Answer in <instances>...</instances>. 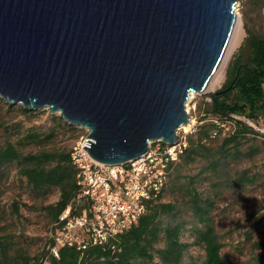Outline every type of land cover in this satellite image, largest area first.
<instances>
[{"label":"water","instance_id":"obj_1","mask_svg":"<svg viewBox=\"0 0 264 264\" xmlns=\"http://www.w3.org/2000/svg\"><path fill=\"white\" fill-rule=\"evenodd\" d=\"M237 0H0V97L87 130L103 164L169 145L232 35Z\"/></svg>","mask_w":264,"mask_h":264},{"label":"rangeland","instance_id":"obj_2","mask_svg":"<svg viewBox=\"0 0 264 264\" xmlns=\"http://www.w3.org/2000/svg\"><path fill=\"white\" fill-rule=\"evenodd\" d=\"M234 6L242 21L243 37L228 56L213 91L227 87L226 69L237 54L243 60L249 58L247 34L264 36V0H237ZM191 93L185 102L190 121L178 128V134L192 131L203 116L207 117L204 121H220L208 112V97ZM22 108L21 104L0 97V142L16 141L30 132L45 139L24 144L19 148L22 154L71 150L87 133L47 108L27 112ZM236 118L245 120L257 131L240 138V152L228 158L223 156L221 140L233 129L231 121L223 120L218 135L210 140L205 151L173 169L162 194V201H170L175 207L174 213L162 216V224L183 223L180 239L192 243L184 252L182 264H200L203 260L202 247L194 243L195 225L200 229L212 225L216 239L223 243L221 253L226 261L252 262L264 249V119L255 123ZM24 166L26 163L21 160L0 169V264H21L23 256L45 250L53 234L49 206L58 199L59 190L54 186L32 187L22 174ZM240 181L242 184L238 185ZM191 186L197 188L200 203L209 209L207 215L194 211ZM1 248L5 249L4 254ZM154 261L159 264L157 257Z\"/></svg>","mask_w":264,"mask_h":264},{"label":"trees","instance_id":"obj_3","mask_svg":"<svg viewBox=\"0 0 264 264\" xmlns=\"http://www.w3.org/2000/svg\"><path fill=\"white\" fill-rule=\"evenodd\" d=\"M246 40L250 46L249 58L243 60L241 54L234 57L226 69L225 86L231 87L217 95L215 103H210L208 112L220 121H204L207 117H200L194 129L186 133L187 146L172 165L169 176L181 162L193 160L194 155L208 148L210 140L218 135L223 120L233 124L231 133L224 136L220 143L225 158L240 152V138L245 133H257L245 120L236 118L244 117L255 123L264 119V36L248 33ZM22 110L28 111L25 108ZM58 118L62 119L60 115ZM42 140L45 139L39 133L30 132L16 141L0 142V169L8 163L22 160L26 163L22 174L32 187L54 186L59 190L58 199L49 206L53 234L47 248L36 255L23 256L21 264H155V257L159 264L183 263L184 252L192 243L180 239L183 223L163 225L161 222L162 216L174 213L175 209L172 202L161 199L166 185L159 194L145 201V212L137 221L114 237L103 242H93L88 233L82 232L70 244L57 241L56 236L61 235L68 218L85 215L89 219L93 216V201L83 193L82 185L78 183L77 168L70 157L71 150L21 153L19 148L24 144ZM153 144L154 141L150 146ZM190 188L194 211L207 215L209 209L200 203L199 191L194 186ZM65 210H68L66 218L60 219ZM194 228V243L199 244L204 251L200 264H264V249L252 262L226 261L221 253L223 243L216 239L212 225L208 224L202 229L195 225ZM53 249H56V254ZM4 250L1 248L3 254Z\"/></svg>","mask_w":264,"mask_h":264},{"label":"built area","instance_id":"obj_4","mask_svg":"<svg viewBox=\"0 0 264 264\" xmlns=\"http://www.w3.org/2000/svg\"><path fill=\"white\" fill-rule=\"evenodd\" d=\"M186 133L172 145L157 142L143 156L120 164H103L90 157L85 149L87 133L71 149L77 168L78 183L93 201V216L76 215L67 219L59 242H68L88 233L93 242H103L123 232L145 212V201L156 196L166 185L169 171L187 146ZM65 210L60 219L66 218ZM56 254V249H53Z\"/></svg>","mask_w":264,"mask_h":264},{"label":"bare ground","instance_id":"obj_5","mask_svg":"<svg viewBox=\"0 0 264 264\" xmlns=\"http://www.w3.org/2000/svg\"><path fill=\"white\" fill-rule=\"evenodd\" d=\"M243 32H244V30H243L242 21H241L239 15L237 14L234 29L232 31V35L230 37V40H229L228 45L226 47V50L224 52V56H223V58L219 64L218 68L215 70V72L212 74L209 81L207 82L205 90H208V91L212 90L220 82L223 67L226 63V60H227L228 56L231 54V52L241 42L242 37H243ZM190 94H192V93L190 92Z\"/></svg>","mask_w":264,"mask_h":264}]
</instances>
